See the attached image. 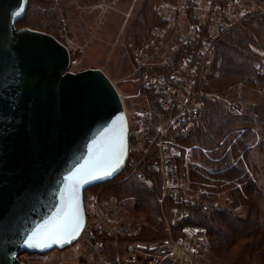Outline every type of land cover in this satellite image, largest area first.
Returning <instances> with one entry per match:
<instances>
[{"label": "water", "instance_id": "water-1", "mask_svg": "<svg viewBox=\"0 0 264 264\" xmlns=\"http://www.w3.org/2000/svg\"><path fill=\"white\" fill-rule=\"evenodd\" d=\"M28 4L0 0V264L76 243L86 191L115 179L129 155L128 116L114 83L97 67L70 72L65 44L18 28ZM70 207L80 228L42 239Z\"/></svg>", "mask_w": 264, "mask_h": 264}, {"label": "built area", "instance_id": "built-area-1", "mask_svg": "<svg viewBox=\"0 0 264 264\" xmlns=\"http://www.w3.org/2000/svg\"><path fill=\"white\" fill-rule=\"evenodd\" d=\"M259 8L264 13V2L256 0H174L156 4L160 22L153 27L148 41L136 50L135 59L140 68L152 69L143 88L157 97L164 117L154 130L141 121L130 129L128 158L132 157V172L146 186L152 187L158 173H165L162 200L177 203L171 209L170 224L178 226L179 233L175 247L169 239L128 244L124 255L127 264H207V231L186 220L209 193L202 183L183 187L180 167L194 164L195 151L208 157L206 148L187 144L207 96L202 85L219 71V47L225 35ZM255 71L264 74V55L256 62ZM121 203L115 194L96 197L85 206L86 221L79 241L91 245L86 249L90 264H106L103 237L128 239L144 228L143 221L136 227L124 225ZM214 205L217 209L224 207L219 201Z\"/></svg>", "mask_w": 264, "mask_h": 264}, {"label": "trees", "instance_id": "trees-1", "mask_svg": "<svg viewBox=\"0 0 264 264\" xmlns=\"http://www.w3.org/2000/svg\"><path fill=\"white\" fill-rule=\"evenodd\" d=\"M77 1L103 4L114 0ZM161 1L174 0H143L127 28L128 42L133 40L136 44L137 41L140 47L148 41L153 27L160 22L155 6ZM62 16L56 0H29L26 15L18 24L52 34L67 46L65 37L68 35ZM219 52L223 56L219 71L205 83L209 91L218 94L204 98L201 117L193 125L187 141L188 145L209 150L208 157L200 151H195V155L213 166L208 174L216 178L217 187L212 189L214 192L210 196L203 197L195 205L186 221L206 229L211 250L213 254H219L217 257L223 264H264V74H256L255 71L256 62L264 55V15L250 16L234 26L221 41ZM238 89L237 94L235 91ZM149 95L157 111V98ZM212 152L217 160L210 158ZM130 158L123 171L106 186L118 196L129 193L138 196L141 210H151L153 215H158L159 181L156 180L155 189L145 186L153 193L142 189L137 176L133 175L135 173L128 174ZM192 177L204 179L198 173L192 174ZM229 188L232 199L230 209H217L214 205L217 200L215 192ZM208 201H211L210 204ZM168 203L166 212L170 215L177 203ZM241 206L246 208V217L236 214ZM146 230L143 228L136 236L126 240L129 244L134 241L148 242L150 237L145 236ZM103 239L105 242L110 240ZM238 247L239 252L236 250ZM107 260L109 264H116L113 254H108Z\"/></svg>", "mask_w": 264, "mask_h": 264}, {"label": "rangeland", "instance_id": "rangeland-1", "mask_svg": "<svg viewBox=\"0 0 264 264\" xmlns=\"http://www.w3.org/2000/svg\"><path fill=\"white\" fill-rule=\"evenodd\" d=\"M56 1L62 11V17L65 18L64 28L68 35L65 38L67 39V47L69 51H71L69 71L77 73L86 69H95L96 67L97 69L103 70L114 83L123 98L128 116L127 121H129V129H133L137 123L141 121L145 127L154 130L164 117V113L159 107L157 111L155 110L153 98L149 95L154 94L143 88L144 79L152 73V69L140 68L137 66L135 52L139 48L137 46L138 43L136 41L135 44L133 40L128 42L126 36L127 28L132 18L140 10L139 8H141L143 0H114L103 4H84L77 0ZM256 1H258L259 4L262 3L261 0ZM255 15L261 16L264 15V13H262L259 8ZM17 27L22 28V25L18 24ZM220 55L223 57L222 54ZM205 83L202 89L208 96L215 95L214 93L218 94L217 92L209 91ZM239 91L238 89V91L235 92L238 94ZM154 100L156 99L154 98ZM150 122L154 124L152 125ZM195 154L193 157V165L189 167H180L182 185L183 187H189L191 183H193L192 185L194 186L197 183H202L209 193L207 195L210 196L214 192L212 189H216L217 187L216 178L213 177L212 174H208V171H210L213 166L211 167V164L205 162L199 155ZM213 155L212 157L209 155L210 158L216 159V156L214 155L215 157H213ZM131 162L132 157L130 158V164L127 169L128 174L134 173L132 172ZM161 172L155 177V182L151 187L155 189L157 185L156 180L159 181L161 195L159 194V201L157 202L156 200V203H158V215H153L151 210H141L139 208L140 203L137 200L138 196L130 193L124 196L119 195L122 201V214L125 219L124 225L126 226L136 227L137 222H144L143 226L145 230L147 229L145 231L147 232L145 236L150 237L147 239L149 243L153 244L157 243L159 240L169 239L171 245H174L179 233V227L172 226V223L170 224L171 213L168 215V211L166 212V205L169 203L168 201L162 200L165 173L163 171ZM194 173L201 174L204 179L192 177ZM133 175L134 177L137 176V174ZM108 183L89 188L85 193V196H87L85 206H87L91 200L96 199V197L101 199L115 195L116 192L114 193L111 187L106 186ZM145 186V184L141 183L142 189L153 193ZM229 192L230 188L229 190L224 189L215 192V199L217 198L215 201H219L220 205L228 210L230 209V203H232ZM210 202L211 201H208V204H210ZM137 205L139 206L137 207ZM223 208L221 207L218 209L221 210ZM236 214L241 217H246L245 206L238 207ZM145 236L144 238H146ZM109 239L110 240L106 242L104 247L106 264H109L107 260L108 254H113L116 264H127L126 261H124V255L125 248L128 246L129 241L120 237ZM90 247L91 245L89 243L80 242L78 239L76 243L64 250H53L45 254L23 253L20 255V260L26 264H90L86 251V249L89 250ZM236 250L239 252V247L236 248ZM218 255L213 254L209 243L208 250L205 253L206 263L223 264L221 259L217 257Z\"/></svg>", "mask_w": 264, "mask_h": 264}, {"label": "snow or ice", "instance_id": "snow-or-ice-1", "mask_svg": "<svg viewBox=\"0 0 264 264\" xmlns=\"http://www.w3.org/2000/svg\"><path fill=\"white\" fill-rule=\"evenodd\" d=\"M80 221L78 217L77 210L69 208V210L64 214L63 218L57 222L54 227L48 230L42 239H52L58 236H67L76 232L80 228ZM37 234H33V237H30V241L35 242ZM30 246H32L30 244Z\"/></svg>", "mask_w": 264, "mask_h": 264}]
</instances>
